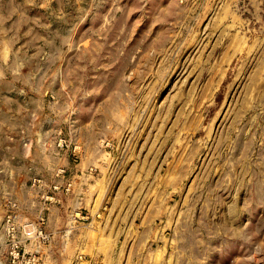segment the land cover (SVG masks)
I'll return each mask as SVG.
<instances>
[{"label":"rangeland","instance_id":"374dc122","mask_svg":"<svg viewBox=\"0 0 264 264\" xmlns=\"http://www.w3.org/2000/svg\"><path fill=\"white\" fill-rule=\"evenodd\" d=\"M0 87V264L69 163L112 213L100 264H264V0H0Z\"/></svg>","mask_w":264,"mask_h":264},{"label":"crops","instance_id":"0c3cea01","mask_svg":"<svg viewBox=\"0 0 264 264\" xmlns=\"http://www.w3.org/2000/svg\"><path fill=\"white\" fill-rule=\"evenodd\" d=\"M1 82L5 80L1 78ZM7 94L0 87V111L3 110L2 102L8 99ZM88 167L81 163L67 164L71 188L63 185L59 186L60 189L57 186L50 187L49 183V189L43 191L38 198L34 196L33 200L25 201L27 205L33 204V208L37 209L33 219L41 214L45 217L50 234V252L41 249L39 252L50 257L52 264H70L79 253L90 257L100 256L102 260L113 262L112 258L109 259V254L112 252L114 233L109 229L112 222L108 221L112 213L103 211L104 202L99 197L97 199L98 189L96 192L92 190L99 181H90ZM26 248L31 249L30 252L35 250L34 247Z\"/></svg>","mask_w":264,"mask_h":264},{"label":"built area","instance_id":"2783aa9c","mask_svg":"<svg viewBox=\"0 0 264 264\" xmlns=\"http://www.w3.org/2000/svg\"><path fill=\"white\" fill-rule=\"evenodd\" d=\"M45 217L41 214L32 220L15 219V215H7L4 220V239L3 246L8 247L7 254L10 256L11 264H29L31 258H26L28 252L25 243L36 245L33 254L40 251V247L45 245L49 239L50 234L44 230ZM85 256V255H84ZM82 253L77 254L70 264H100L99 260L94 257H84ZM16 260V261H15ZM33 261L36 260L33 258ZM34 264V263H30Z\"/></svg>","mask_w":264,"mask_h":264}]
</instances>
